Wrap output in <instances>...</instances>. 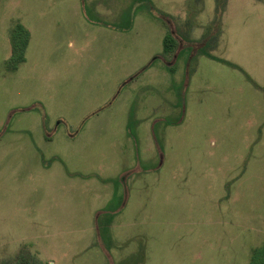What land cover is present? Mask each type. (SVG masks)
I'll use <instances>...</instances> for the list:
<instances>
[{
  "label": "rangeland",
  "instance_id": "rangeland-1",
  "mask_svg": "<svg viewBox=\"0 0 264 264\" xmlns=\"http://www.w3.org/2000/svg\"><path fill=\"white\" fill-rule=\"evenodd\" d=\"M132 2L0 0V264H250L263 247L264 0L137 2L115 30Z\"/></svg>",
  "mask_w": 264,
  "mask_h": 264
},
{
  "label": "trees",
  "instance_id": "trees-1",
  "mask_svg": "<svg viewBox=\"0 0 264 264\" xmlns=\"http://www.w3.org/2000/svg\"><path fill=\"white\" fill-rule=\"evenodd\" d=\"M137 2H141V5L147 3L150 4V0H133L129 8L123 14L121 22L116 25L117 27L115 26V30L124 31L130 28L131 19L133 16L132 13L133 4ZM218 3L220 4L221 0H219ZM138 10H147V6L142 5L140 7H137L136 11ZM10 42H11V54L6 63V66L9 70L15 71L20 64L25 62V52L29 43V32L21 24L14 25L10 32ZM176 45L177 42L172 37V35L170 33H166L162 39V54L164 56L172 55L175 51ZM200 54L209 60L235 68L232 64L212 56L211 54H209V52L206 51L205 48L201 50ZM119 201L120 199L116 195L113 196L111 202H109V204L105 208V212L107 213L105 215H108V213H114L119 206ZM108 216H109L108 220H110L112 216L111 215ZM101 231L103 236L107 235L106 228L102 229ZM6 264H39V262H37V260H35L29 254H23V255L20 254L13 261L8 262ZM250 264H264V245L262 248L253 251Z\"/></svg>",
  "mask_w": 264,
  "mask_h": 264
}]
</instances>
